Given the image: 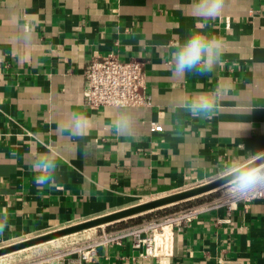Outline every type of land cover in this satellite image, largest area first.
Masks as SVG:
<instances>
[{
  "label": "crops",
  "instance_id": "obj_1",
  "mask_svg": "<svg viewBox=\"0 0 264 264\" xmlns=\"http://www.w3.org/2000/svg\"><path fill=\"white\" fill-rule=\"evenodd\" d=\"M194 3L0 0V247L210 182L221 158L264 151V0H225L203 29ZM193 31L225 50L213 71L174 78L171 53ZM109 53L142 63L149 107L83 106L86 63ZM218 87L227 92L211 120L180 107ZM74 111L89 117L88 134L58 136ZM121 112L133 118L130 134L112 127ZM47 144L59 153L56 186L41 190L31 161ZM156 252L124 240L86 264H264V198L203 211L158 238Z\"/></svg>",
  "mask_w": 264,
  "mask_h": 264
},
{
  "label": "clouds",
  "instance_id": "obj_2",
  "mask_svg": "<svg viewBox=\"0 0 264 264\" xmlns=\"http://www.w3.org/2000/svg\"><path fill=\"white\" fill-rule=\"evenodd\" d=\"M225 0H195V15L199 18L197 27L203 29L208 21L218 17L224 8ZM224 41L217 36H209L202 31H193L183 43H177L171 53L172 76L183 78L187 73L204 74L213 71L224 52ZM227 89L218 87L215 91L200 92L185 97L180 107L193 118L211 120L219 113V101L226 95ZM117 134H130L133 118L121 112L112 121ZM90 129L89 117L79 111L71 112L67 122L61 124L56 132L58 136L82 137ZM46 151L37 153L31 161V171L37 187L56 186L59 153L53 144L45 145ZM223 180L227 192L236 198H243L249 192L264 187V151L249 152L225 160L221 158L214 177ZM7 226V218L0 220V232Z\"/></svg>",
  "mask_w": 264,
  "mask_h": 264
},
{
  "label": "built area",
  "instance_id": "obj_3",
  "mask_svg": "<svg viewBox=\"0 0 264 264\" xmlns=\"http://www.w3.org/2000/svg\"><path fill=\"white\" fill-rule=\"evenodd\" d=\"M82 103L88 109L107 105L149 107L151 96L145 91L142 63L134 59L122 61L115 53L102 57L93 55L88 59L84 69ZM150 129L152 131L161 130V126L157 123H150ZM259 198H264V187L249 192L243 198L233 197L226 191L209 202L177 209L157 219L120 229L106 231L102 229L98 236L86 241L75 250L45 262L46 264H86L96 257L100 246L117 245L124 240H129L131 246L141 250L143 255H156L158 238L166 236L174 228L188 225L201 212L224 207L229 214L235 205L241 204L246 209L252 200Z\"/></svg>",
  "mask_w": 264,
  "mask_h": 264
},
{
  "label": "water",
  "instance_id": "obj_4",
  "mask_svg": "<svg viewBox=\"0 0 264 264\" xmlns=\"http://www.w3.org/2000/svg\"><path fill=\"white\" fill-rule=\"evenodd\" d=\"M223 185V180L214 179L210 182L203 183L188 189L143 201L130 207L100 215L98 217H94L92 219H88L80 223L69 225L63 228H59L47 233L37 235L35 237H31L9 245L2 246L0 247V256L89 228L109 225L115 222L135 218L137 216H141L156 209L165 208L170 205H175L180 202L190 200L192 198L200 197L202 195L217 190Z\"/></svg>",
  "mask_w": 264,
  "mask_h": 264
},
{
  "label": "rangeland",
  "instance_id": "obj_5",
  "mask_svg": "<svg viewBox=\"0 0 264 264\" xmlns=\"http://www.w3.org/2000/svg\"><path fill=\"white\" fill-rule=\"evenodd\" d=\"M226 191L227 190L225 189L224 186L220 187L217 190L212 191L208 194L178 203L177 205L180 206L177 209H182L191 205L198 204L200 201L205 200L204 197H207L209 195H214L217 198ZM170 207H173V205L161 209H156L131 219H137L138 217L139 218L142 217L141 219L144 220L157 219L172 212L171 210H166L169 209ZM128 220L129 219L115 222L109 225L89 228L47 242H43L28 248L11 252L9 254L0 256V264H34V263L45 262L53 257L75 250L83 243L85 244L86 241L91 240L92 238L98 236L101 233L102 229H105L106 231L108 227L110 228L115 227V225H117L118 223H125Z\"/></svg>",
  "mask_w": 264,
  "mask_h": 264
},
{
  "label": "trees",
  "instance_id": "obj_6",
  "mask_svg": "<svg viewBox=\"0 0 264 264\" xmlns=\"http://www.w3.org/2000/svg\"><path fill=\"white\" fill-rule=\"evenodd\" d=\"M180 205H173V207H170L169 209H166V210H174V209H177L178 207H179ZM142 217H138L137 219H129L127 222H125V223H135V222H138V221H140V219H141Z\"/></svg>",
  "mask_w": 264,
  "mask_h": 264
}]
</instances>
